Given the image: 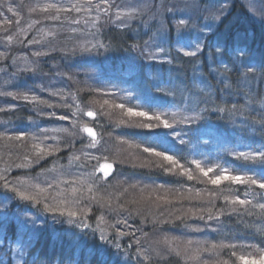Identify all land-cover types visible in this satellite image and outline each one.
I'll list each match as a JSON object with an SVG mask.
<instances>
[{"label": "rangeland", "instance_id": "obj_1", "mask_svg": "<svg viewBox=\"0 0 264 264\" xmlns=\"http://www.w3.org/2000/svg\"><path fill=\"white\" fill-rule=\"evenodd\" d=\"M195 1L108 0L105 4L102 0H91V4H88L86 0H0V93L12 92L22 95L27 93L29 100L26 101V105L37 117L47 113L46 105L50 108L48 112L50 115L45 116L47 120L38 122H43L42 124L11 125L2 121L1 114L6 110L12 113L20 107L22 99L0 95V109H3L0 111V134H5L0 135V146L4 143L8 145V150L13 145L20 146V149L10 150L6 159H0V174L5 175L21 190H27L28 194L37 191L35 186L45 189L47 195L42 198H46L48 203L77 211L78 214L86 210L87 217L80 215L79 220H84L89 227H77L76 224L73 230L78 240H80L79 233L89 234V238H83L80 247L90 255L94 251L100 258L117 263H122L128 255L132 260L135 258L143 263L166 260L170 257L183 264H223L224 261L228 264H253L254 261L256 264H264V261H260V254H252V250L226 240L218 242L211 236L218 232L222 218V211L216 207L217 203L223 208L226 206L228 213L231 212L232 205L227 204L222 199V195L219 196L217 188L207 182V178L202 176L196 165L186 168L191 171L194 177L192 180H188L186 175H181L179 167L170 172L179 179V183L183 185L181 188L122 175L121 170L125 167L126 159L129 158L134 160L141 157L140 161L144 160L146 163L156 160L161 162L162 168L172 167L161 157L143 152L144 146L136 147L127 137L125 138L124 134L126 131L130 132L129 128L146 131V134L156 138L159 136L167 138V134L172 129H165L162 126L144 128L142 123L157 122L125 115V110L115 105L124 104L125 108L136 109L132 96L124 91L123 93L116 91L118 94L114 92V95L109 88L106 89L96 81V72L90 66L91 63L96 62L98 55L102 54L106 57L103 48H92V46L106 44L107 30L118 34L123 31L130 34V38L143 36L140 38L141 46L135 49L133 46L130 47L127 54L129 56L126 55L123 60L122 67L127 68L126 72L134 70L139 64L162 63L148 60L142 55L145 49L144 40L148 41V46L157 53L158 60L166 62L169 60L170 51H176L175 49L181 44L185 46V50L196 51V44L201 42L199 52H202L205 39L211 31L204 28V25L212 24V27L215 25L217 20L212 18L213 15H220L223 19L229 11L236 12L232 9L233 6L242 5L244 11L251 12L256 18H264V0H210L205 7L197 6L194 4ZM48 4H56L57 7L63 8L77 4L81 10L59 12L55 8L44 10ZM97 5L101 9L107 8V13L98 11ZM9 7L14 11L9 12ZM235 9L238 11L237 7ZM118 13L121 14L119 20L116 19ZM51 17H59V19H51ZM180 19H184L186 24L180 26V35H177L176 25ZM162 24L168 29L167 44H163V52H157L153 41L159 40L157 33ZM169 40L171 42L168 46ZM83 47L92 50L85 52L82 51ZM19 49L21 51L16 53ZM37 52L45 54L37 56L35 55ZM54 59H59L60 66L56 67L57 64L52 63ZM42 62L50 68L45 69L41 66L38 68ZM84 67L87 69L84 70ZM64 71L66 74L61 76ZM44 72H50V77ZM52 74L55 75L51 77ZM17 75L23 76L22 78L30 82L48 79L55 84L45 83L47 84L45 91L42 89L45 84L42 88L36 87L37 90L28 87L26 91H19L15 78ZM40 93L45 95V102L39 100ZM33 96L37 98L36 101L29 102ZM105 100L109 103L104 104ZM89 111L93 113L92 116L87 115ZM172 112L178 115L191 114L185 112V107L174 109L167 112L169 122ZM53 113L55 115H52ZM60 116H65L66 119L61 120ZM97 121H103L100 125L101 134L99 132L98 135L96 134L100 143L96 148H91L87 145L91 143L92 138H89L83 129ZM184 125H174L173 131L176 132ZM45 129L48 131H42ZM20 133L26 134L25 140L9 139L10 136L14 137ZM37 144L51 151V154L39 159L36 154L37 149L34 147ZM56 148H59V151H54ZM22 149L24 160H19L18 156L14 157L13 151ZM85 153L97 159H88ZM73 156L79 157V160H72ZM8 160L12 161V164H9ZM103 163H111L113 168L105 177L100 176L96 170ZM198 163L207 169L204 162L198 161ZM17 165L26 166L17 167ZM20 168H23L20 172L26 170L29 173L26 175L15 173ZM219 170L211 175L217 174ZM227 182H224L225 185H229ZM132 185L136 187L133 188ZM44 192L41 195H44ZM212 192H216L219 198L211 195ZM12 195L14 197H11ZM85 201L91 204L90 208L89 205L85 206ZM21 203L23 205L20 209L9 207ZM197 209H211L212 214L218 215L219 218L208 221L209 213L205 210L198 213L205 218L200 220L192 215ZM137 210L143 215L142 218L138 217L139 226L136 228L137 223L131 225V218L136 216ZM169 213L172 215L170 216ZM182 213H187V216H182L180 220L174 218ZM100 218H103V222ZM69 219L66 214L54 219L52 213L43 211L42 205L21 201L14 193L0 187V222L15 225L14 231L17 237L8 236L6 246L12 249L16 264L22 263L25 252L31 250L39 234L48 233L52 223L70 226ZM123 219L127 220L126 225L117 223L118 220ZM161 221L165 222L161 223ZM196 228L200 230L194 231ZM99 229L104 230V235L112 243L100 239ZM120 232L134 233V235H118ZM72 237L74 238L73 235ZM137 239L140 241L139 244L136 243ZM165 239L170 243H165ZM3 240L1 233L0 244H3ZM93 240L97 242L99 248L93 246ZM188 241L192 243L188 244ZM116 243L120 244V249L115 247ZM213 245L216 247L213 248ZM221 245L234 247H221ZM101 247L104 250H101ZM138 249H143L144 252L138 255ZM233 252L235 255L232 254ZM145 254L148 259L144 258ZM241 256L245 259L240 260ZM61 263L63 262L56 261L55 264Z\"/></svg>", "mask_w": 264, "mask_h": 264}, {"label": "trees", "instance_id": "obj_2", "mask_svg": "<svg viewBox=\"0 0 264 264\" xmlns=\"http://www.w3.org/2000/svg\"><path fill=\"white\" fill-rule=\"evenodd\" d=\"M235 7L236 6H233L232 9L236 10ZM239 9L241 8H238V10ZM240 12L241 13L238 14H244L243 11ZM214 27L213 34H211L205 42V47H207V49L218 43L225 44L234 42L245 31L242 24H240L239 21H236V18L233 16L231 17L230 11L223 19L217 21ZM251 29L255 31V25H252ZM257 30L258 32H254V35L259 40L261 46L257 48L248 47L244 49L240 55V58L247 59V56L250 57V54L253 53L252 57L255 59L250 58L252 62L241 60L232 63L231 60L234 58H231V53H229L224 47L222 54L219 56L214 52H207L208 50H202V52L196 57H184L183 54L177 53L176 51H170L171 53H169L168 61H171V63H168V61L163 63H150L145 67H142L135 74L133 73L128 77L119 75L118 78H115L114 80L105 78L107 77V73L104 72L106 67L102 64V60L106 59L107 61L108 59V61H110V66L118 63L129 53L130 47L136 45V40H134L136 39V36L130 38V34L123 31L118 34L115 31L107 30V37L105 39L106 44L103 47L106 57H103L102 54L100 56L98 55L95 62L97 63L95 70H101L103 75L100 76L101 78L98 77L99 79L96 81L104 87L108 86V88L111 89L114 87L133 95L134 103H137V107H139L140 110L149 112V114L170 112L174 109L191 106L194 102L193 98L201 94L200 89L207 90L208 85H212L217 89L223 88L224 84H220L219 81L217 82L212 77L214 75L209 72L210 69L217 70L221 76L218 77L221 78L222 81H224L225 75H227V82L232 85H235L240 79L241 72L243 71L246 78L251 81V87L256 90L255 92L250 93V95L254 97V102L253 100H245L241 98L237 103V108L244 113V116L237 115L230 122L219 120L215 118V116L207 121L204 120L198 122V125L191 126V128L198 127L197 130H201L206 134L204 137H200L204 140V146L199 145L200 139L191 143L184 142L186 143L183 146L184 148L180 149L179 146L170 143L159 145V142L154 141L151 136L143 133L146 131L138 130L136 128H129L130 132L126 131L124 137H127V139L131 141V143L133 142L134 145H152L157 151L173 155L184 168H189L191 165H195L193 161H201L205 163V167L212 168L213 172L220 169L219 172L217 171V174L223 170H227L234 174H247L249 176H260L264 173V164H261L260 162H248L247 164H244L242 161L236 159V154L239 152L248 153L257 149L264 151V123H261V121H264V103H262V100H264V54L262 55L263 51H261L263 45L261 39L264 40V32L258 28ZM131 41H134V43H131ZM20 51L21 49L16 50V53ZM220 61H223V63ZM58 62L59 59L52 60V63L57 64L56 67L60 66ZM60 62L62 63L61 59ZM225 64L232 69L231 72H228L225 68ZM248 64L253 65L252 73H247L246 67L243 70L241 68V65L247 66ZM39 66L45 69L50 68L44 62L39 64L38 68ZM44 73L50 77V72ZM65 74L66 71H64L61 76H64ZM54 75L55 74H52L51 77ZM22 77L23 76L18 75L15 76L17 80L16 85L19 87V91H26L28 87L37 90L36 87L40 86V88H42L45 83L53 82L48 79L41 80L40 82H30ZM258 80L263 82L262 87L260 88L256 87L255 84ZM218 84L221 86H218ZM46 86L47 84L42 88L43 91H45ZM160 89H163L164 91H160ZM245 91H248V89L246 88ZM186 93H191L192 97L186 99ZM19 94L22 95L21 93ZM216 94L217 97H219V91H217ZM40 95L39 100L45 102V95L41 93ZM225 99L229 101L228 106L231 107L232 101L237 98L232 96L225 97ZM20 101L22 102L20 103V107L16 108L12 113L7 112V110L2 112L1 117L3 122L10 123L11 125H21L23 123L42 124L43 122H38L46 121L47 118H45V116L50 115V113H48L50 110L48 105H46L47 107L45 110L47 113L43 115V118V116L37 117L33 111L29 110L30 107L26 105V100L22 99ZM43 109L44 107L41 108V110ZM101 113L100 115H102ZM104 115L106 114L104 113ZM101 123H103V121L93 122L90 123V126H93L96 132L101 134ZM140 133H143L144 135L142 134L143 136H140ZM21 147L23 148V146ZM15 149H20V146L16 147L13 145L10 150ZM10 150H8V145H4L3 143L0 146V159H6V155ZM13 154L14 157L18 156L19 160H24L23 149L13 151ZM20 156L22 157L21 159ZM140 159L142 158H134L135 161L132 160V158L126 159V163L124 164L125 167L121 170L122 175L137 177L139 179H148L175 188H181L183 186L179 183L180 181H178V178L173 176L170 172L164 171L161 162L151 160L146 163V161H140ZM8 162L9 164H12V161L10 162L8 160ZM143 163L146 164L143 165ZM22 169L23 168H20L15 171V173H18L19 175H26L29 173V171L26 170L20 172ZM30 173L33 172L30 171ZM212 173H210V175ZM35 178L36 177H33V179ZM224 182L219 186L213 185V187L217 188L219 196L228 195L231 197L234 194H239L241 199H248L252 201L253 204L263 203L260 200L263 198L264 190L259 189L257 186L253 185L249 190L247 185L227 182L230 185L229 186L225 185ZM245 191L249 192L247 197L244 195ZM5 194L9 195L6 192ZM45 195H47V193L44 195L42 194L41 197H45ZM11 197L14 196L12 195ZM22 205V203L20 205L18 204V208L20 209ZM86 205H89V208L91 206V204L85 201V206ZM216 207L222 211V218L219 223L218 232L216 234H211V236L216 238L218 242H225L224 240H226L235 245L252 250V254H261V252H264V211L252 207V205H232V208L235 207L237 209L236 212L232 213H228L225 209L226 206L223 208L217 203ZM92 208L94 207L92 206ZM138 211L139 210L135 212L137 218L136 216L131 218V225L137 223L136 228L139 226L137 222L138 217L142 218L143 215V213H138ZM249 213H251V215ZM0 224L2 228L1 233L6 237L5 240H7L8 236H15L14 225L5 224L3 222H0ZM74 224L75 223L71 224L73 229L76 227ZM60 227H57V230L51 228L48 230L50 233H46L44 236H40V239L36 240L35 246H33L34 248L31 249L35 259L33 264H54L56 261L63 262L61 264H183L181 261L170 257L166 260H152L143 263L139 260H135V258L132 260V257L128 255H126V259H124L125 261L123 260L122 263H117L116 261H107L108 259L106 260V258H100L94 251L91 255L84 251V253L82 252L85 254L84 257L80 258V256H78L76 260L73 258V253L76 251L74 244H81L83 238H89L90 236L88 233H79L80 240H78L71 237L66 231H60ZM56 238L60 239V241ZM93 239L95 238L93 237ZM92 242L93 246L95 245L99 248V245L95 240ZM5 244L6 243H4L3 246H0V264L8 263L11 258V256H9L10 247L5 246ZM44 249L49 252L47 259L41 260L40 251H43ZM100 249L104 250L102 247ZM88 255H90V257ZM51 258L55 259V262H51Z\"/></svg>", "mask_w": 264, "mask_h": 264}, {"label": "snow or ice", "instance_id": "obj_3", "mask_svg": "<svg viewBox=\"0 0 264 264\" xmlns=\"http://www.w3.org/2000/svg\"><path fill=\"white\" fill-rule=\"evenodd\" d=\"M88 4H91V0H86ZM103 3L107 4L108 0H102ZM98 11H104L107 13L108 9L104 8L101 9L98 5L96 6ZM49 8H55L58 12L59 11H71V10H76L80 11L81 8L77 4H72L70 8H63V7H57L56 4H48L44 7V10H47ZM9 12H13L14 10L9 7L8 8ZM169 11H173V9H169ZM223 14V8L221 9V15ZM120 13L117 14L116 19H120ZM214 20L219 21L221 19L220 15H213L212 17ZM51 19H59V17H51ZM186 24V21L184 19H180L176 25L177 27V35H180L179 29L180 26H183ZM210 24H205L204 28L211 29ZM167 35H168V29L162 24L160 26V29L158 30L157 36L159 37L158 41H153V46L156 47L157 52H163V44L166 43L167 41ZM11 39V37H9ZM38 43V41H37ZM149 42H145V49L142 52V55H145V58L148 60H153L157 62H164V61H159L157 58V53L153 52L151 48L148 46ZM100 47L103 48V44H97L93 45L92 48ZM137 45H133V49L137 48ZM92 48L88 47H83L82 51L85 52H90ZM177 53L182 52L184 57H196L197 52L201 50V42H198L196 44V51H191V50H185V46L183 44L180 45V47L175 49ZM216 54L217 56L221 55L223 52V47L220 44H217L215 46ZM236 52H243L244 49L242 48H237L235 50ZM45 53H40L37 52L35 55H44ZM223 63V61H220ZM168 63H171V61H168ZM246 67V72L247 73H252L253 72V65L248 64L247 66L241 65L242 70ZM225 68L228 70V72H231L232 69L225 64ZM215 72V69L213 70ZM228 81V76L225 75L224 81H220L221 83L224 84L223 88L217 89L216 87L212 85H208L207 90L200 89V95L196 96L193 98L194 102L192 103L191 106H186L185 107V112L191 113L189 115H184V114H177L176 112L171 113V122H169V114L167 112L163 113H152L149 114L147 111L143 110H136L131 107L125 108L124 104H118L115 105V107H118L120 109L125 110V115L128 117H139V118H144L148 121H155L157 123H144L142 127L144 128H154V127H160L162 126L165 129H173L174 125H183L185 123L190 124V125H198V122L211 119L213 115L216 116L217 119L225 121V122H230L233 120L234 117L237 115L244 116V113L240 111V109L237 108V103L238 101L243 98L245 100H253L254 102V97L250 95V93L255 92L256 90L251 87V81L246 78L244 75V72H241V77L240 79L235 83V85H232L227 82ZM248 89V91H245V89ZM160 91H164L163 89H160ZM217 91H219L220 95L217 97ZM0 95H8L11 96L13 99H23L28 101L29 97L27 93L20 95L12 92L8 93H0ZM235 96L237 99L232 101V106L229 107V101L225 99V97H232ZM192 97L191 93H186L185 98H190ZM36 97L33 96L32 101H36ZM109 101L105 100L104 104H108ZM262 103H264V100H262ZM103 107V105H101ZM0 111H3V109H0ZM52 115H55L53 113ZM88 116H92L93 113L91 111L87 112ZM59 119L64 120L66 119L65 116H60ZM123 123V121H121ZM261 123H264V121H261ZM85 132H87L90 136H92V141L88 147L91 148H96L97 145L100 143V141L96 138L95 134L93 133L91 128H84L83 129ZM194 130V129H189V131ZM44 132H47L48 130H42ZM0 135H5V134H0ZM47 138V137H45ZM9 139H15L17 141L20 140H25L26 139V134L25 133H20L18 135H15L14 137H9ZM183 142V141H181ZM37 149V156L39 159H42L44 155H50L51 151L46 150L41 148L38 144L34 146ZM136 147H140V145H136ZM54 151H59V148L54 149ZM143 152L149 153L150 155H154L156 157H161L165 162L170 164L172 167L170 168H164V171L166 172H172L176 168H180V174L181 175H186L188 180H192L194 177L189 169L184 168L182 165L179 164V161L173 156V155H168L166 152L162 151H157L152 145H147L143 147ZM88 159H97V157L91 156L88 153L84 154ZM72 160H79V157H71ZM236 159L242 161L244 164H247L248 162H260L261 164H264V151L262 150H255L253 152H239L236 154ZM193 163L196 165V168L199 169L200 173L202 174L203 177L207 178V182L219 186L222 182L228 181L232 184H239V185H247V188L250 190L253 185L257 186L259 189L264 190V173H262L260 176H249L247 174L240 175V174H234L232 172H229L227 170L221 171L219 174H214L212 176H209L210 173L213 172L212 168H203L198 162L193 161ZM26 165H17V167H23ZM112 169V164L111 163H105L100 165L99 169H96L97 171H103L105 176L109 175L110 170ZM92 175H95V171L92 173ZM0 181H2V184H0V187L6 189L8 192L14 193L15 197H18L21 201H26L30 202L33 205H42L43 206V211L49 212L53 214V218L56 219L58 216H64L65 214L70 218L68 220V223H76L77 227H83V228H88L89 225L84 222V220H79V216L83 215L84 217H87V211H82L81 213L78 214L77 211L70 210L67 208H61L58 205H53L51 203L46 202V198L41 197V193L45 191V189L39 188V186H35L37 188V191L34 194H28L27 190H21L20 187L17 185L13 184L10 182L5 175L0 174ZM51 187V185H49ZM132 187H136L135 185H132ZM249 194L248 191L244 192L245 197H247ZM199 195V194H198ZM211 195L217 196L218 194L216 192H212ZM219 198V197H218ZM222 199L227 202V204L230 205H240V206H247V205H252V207L259 208L260 210L264 211V203H258V204H253L252 201L248 199H241L239 194H234L231 197L228 195H223ZM214 205V201H213ZM123 208V206H121ZM127 211V209H124ZM208 211V216L207 220L208 221H213V220H218V215L214 216L211 212V209H197L195 212L192 213L193 216H197L198 219L204 220V216L202 214L203 211ZM191 211V209L189 210ZM237 209L235 207L231 208V212H236ZM251 215V213H249ZM171 216L172 214L169 213ZM187 216V213H182L179 216H175L174 218L176 220H180L181 217ZM101 222H103V218H100ZM79 220V222H77ZM30 223L32 222L31 220L29 221ZM59 222V221H58ZM165 221H161V223H164ZM117 223L121 224H127V220H118ZM154 223V222H153ZM207 227V223L205 224ZM199 228L194 229V231H199ZM100 231V239L101 240H107L108 243H112L111 240H108V237L104 235V230L99 229ZM118 235H134V233H127V232H120ZM136 243L139 244L140 241L137 239ZM159 243V242H158ZM165 243H170L167 239H165ZM191 241H188V244H191ZM131 246V245H130ZM115 247L117 249H120V244L116 243ZM213 248L216 247V245L212 246ZM221 247H234L232 245H221ZM155 251V249H153ZM144 252L143 249H138V255L142 254ZM235 255V252L232 253ZM177 255H179V252H177ZM145 259H148V256L145 254L144 256ZM195 259L196 257H191ZM240 260H244L245 258L241 256L239 258ZM260 261H264V252H261L260 254ZM223 264H228L227 261H224ZM253 264H256L254 261Z\"/></svg>", "mask_w": 264, "mask_h": 264}, {"label": "bare ground", "instance_id": "obj_4", "mask_svg": "<svg viewBox=\"0 0 264 264\" xmlns=\"http://www.w3.org/2000/svg\"><path fill=\"white\" fill-rule=\"evenodd\" d=\"M209 2H210V0H196L194 2V4H196L197 6L205 7V6H208ZM236 7L237 8H241V9H239L238 11L235 10L236 12H233L232 11L231 12V17L233 16L234 18H236V21H239L240 24H242V27L245 29V31L234 42L225 43V44L224 43H218V44H220L222 47H224L225 49H227L229 51V53H231V58L232 57L234 58V59L231 60L232 63L237 62V61H241V60L242 61H245V62H252L250 58L255 59L254 57H252V54L253 53L250 54L251 55L250 57L247 56V59H246V58H242V57L240 58V55H241L242 52H236L235 50L237 48L246 49L248 47L257 48V47L261 46V44H259V40L255 37V35H254L255 33L254 32H256V33L258 32L257 28L259 30H261V31L264 32V18H261V17L260 18H256L251 12L244 11L243 10V7L244 6H242V5H236ZM240 11H243L244 14H238V13H241ZM210 25L212 26V24H210ZM252 25H255V31H253L251 29V26ZM214 29H215L214 26L211 27V31H210L209 36L214 32ZM141 37H143V36H141V35L136 36V40H138L140 42V38ZM208 37H206L205 42H206V40H207ZM168 38L171 39L170 36H168ZM261 40H262V43H263V45L261 47V51H263V53H262V55H263L264 54V40L263 39H261ZM143 42H146V40H144ZM170 42H171V40H169L168 46L170 45ZM205 42H204V45H203V49L202 50H204V51L205 50H208L207 52H211V53L214 52V53H216L215 46L217 44L214 45V46H210L207 49V47H205ZM137 43L138 42L136 41V44ZM137 46H141V42L138 43ZM200 53L201 52H199V54ZM90 66L93 67V69L95 70V66H96L95 63H91ZM83 69L85 70V69H87V67H84ZM213 70L214 69H210L209 70V72L214 75L212 77L217 82L218 81L219 82L222 81V79L219 78L221 76L218 73V71L216 70L214 72ZM123 71H124V68L122 66H117V65L110 66V67L104 69V72L107 73V77H105V78L110 79V80H113L116 77H118L119 75H121ZM95 72H96L97 80H98L99 79L98 77H100V76L103 75L102 74V71L101 70L100 71L95 70ZM220 84H222V83L220 82ZM220 84H218V86H221ZM255 84H256V87L260 88V87H262L263 82H261L260 80H258L257 83H255ZM213 117H215V115H213ZM191 126L192 125L185 123L184 127L178 129L176 132H174L173 129H172L167 134V138L166 137L165 138H162V137L159 136L158 138H156V140L177 141V142L180 143V145H179V149H180V148H184L183 147L184 144L191 143V142H195V141H197V140L200 139L199 140V145L200 146H204V140L202 138H200V137H204L206 134L203 133L201 130H197L198 127L191 128ZM186 129H187V131H186ZM189 129H194V130L189 131ZM185 134H189V135H185ZM181 141H183V142H181ZM184 142H186V143H184ZM196 154H198V153H196ZM1 232H2V228L0 226V238H1ZM15 236L17 237L16 234H15ZM11 251H12V249H11ZM48 252L49 251H46L45 249L43 251H40V258H41V260L47 259ZM33 259H34V256H33L32 252H31V250L29 249L27 252H25V257H24V259H23V261H22L21 264H27V263L28 264H33V261H34ZM51 262H55V259L51 258ZM8 264H12V262L8 261Z\"/></svg>", "mask_w": 264, "mask_h": 264}, {"label": "water", "instance_id": "obj_5", "mask_svg": "<svg viewBox=\"0 0 264 264\" xmlns=\"http://www.w3.org/2000/svg\"><path fill=\"white\" fill-rule=\"evenodd\" d=\"M93 131V130H92ZM85 132V131H84ZM93 133H94V131H93ZM85 134L86 135H88L89 136V138H92V136H90L87 132H85ZM110 171H112V169L110 170ZM101 173H104L103 171H100Z\"/></svg>", "mask_w": 264, "mask_h": 264}]
</instances>
